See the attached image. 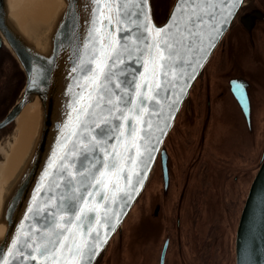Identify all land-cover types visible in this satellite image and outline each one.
<instances>
[{"label":"snow or ice","instance_id":"snow-or-ice-1","mask_svg":"<svg viewBox=\"0 0 264 264\" xmlns=\"http://www.w3.org/2000/svg\"><path fill=\"white\" fill-rule=\"evenodd\" d=\"M225 2L177 0L169 23L157 28L149 0H89L85 54L77 55L71 69L84 75V83H75L86 94H78L80 107L73 108L70 147L62 145L58 180L47 200L29 208L26 219L32 223L12 242L11 260L2 264H91L106 243L93 227L100 214L96 202L115 203L119 197L108 193L126 191L141 174L138 169L147 166L159 143L156 133H163L162 102L170 95L175 99L169 108L178 102L176 90L187 75L177 69L192 66L195 53L206 51L205 39L213 46L220 30L212 21ZM38 82L39 74L33 83ZM109 212L104 203L103 217Z\"/></svg>","mask_w":264,"mask_h":264},{"label":"water","instance_id":"water-1","mask_svg":"<svg viewBox=\"0 0 264 264\" xmlns=\"http://www.w3.org/2000/svg\"><path fill=\"white\" fill-rule=\"evenodd\" d=\"M59 2L60 5L55 6L53 14L42 16L37 22H29L25 25L12 17L7 0H0V49L4 48L10 52L25 76L22 95L0 121V131L12 125L24 106L34 97L40 100L43 124L36 142V150L29 159L26 172L0 207V225L6 227L0 232V264L3 259L11 260L8 252L12 249V242L22 229L27 230L29 223H32L26 219L29 208L36 200L41 202L47 200L50 185L58 180L56 175L58 156L63 154L62 145L68 142L66 138L73 130L77 115L73 112V108L80 107L77 103L78 94L81 92L86 94V90L78 88L75 83L76 81L84 83V75L73 74L71 69L78 62L77 55L83 57L85 54L82 43H87L88 40L87 33L90 26L87 21L91 16L89 0H59ZM244 2L245 0H226L225 3L218 5L220 12L212 23L217 24L220 35L212 42L213 46L208 47L205 39L203 47L206 51L195 53L192 66L184 65L182 69H177L185 71L187 75L180 81L176 90L179 95L178 102L169 108V103L175 99L174 95H170L168 100L162 102L164 117L160 118V128L163 129V133H156L159 143L155 144V151L148 160L147 166L138 169L141 174L133 176L132 186L126 191L116 192L113 189L108 193L110 197L113 194L119 197L115 203L110 200L96 202L100 214L93 227L99 228L101 239H106V243L100 244L91 264L98 262L114 237L121 231L147 187L159 157L165 159V142L183 105L189 99L197 79L237 18ZM176 3L177 0H174L166 20L157 24L149 0L151 20L157 28L169 23ZM38 74L39 82L34 84L33 81ZM180 87L183 88V92H180ZM238 95L241 107L248 112V99L246 100L240 92ZM247 120H249L248 114ZM68 143L70 147V142ZM125 184L126 179H122L120 188H125ZM104 203H107L110 209L108 218L103 217ZM234 244L235 264H264V154L244 201ZM12 264H19V261H12Z\"/></svg>","mask_w":264,"mask_h":264},{"label":"flooded vegetation","instance_id":"flooded-vegetation-1","mask_svg":"<svg viewBox=\"0 0 264 264\" xmlns=\"http://www.w3.org/2000/svg\"><path fill=\"white\" fill-rule=\"evenodd\" d=\"M170 2L151 0L157 24L166 20ZM242 48L248 56L252 55L250 63L262 67L264 72V0H245L210 60L211 63L212 60L225 63L223 74L226 77L216 79L215 73L212 75L209 72L211 64L208 63L207 71L202 72L206 73V79L201 77L202 74L197 79L165 142V159L159 157L156 162L149 183L154 180L159 193H149L148 183L141 195L149 196V211L145 216L148 226L142 231V242L144 239L149 241L151 234H157L158 229L164 233L156 242L155 264H169L171 260L174 264H220L213 255L223 253L221 246L211 239L212 230L205 236L201 234L200 223L205 221L208 224L203 218L204 213H210L211 221L219 218L220 206H224L226 222L235 221L239 202L244 197L243 181L254 171L249 172L248 167L253 162L251 156L257 157L258 149L255 146L251 156L249 152L241 151L235 159L229 154L218 156L208 140L210 125L216 118L230 114L223 110L225 104L231 106L234 117L243 120L248 132L252 133L255 128L254 118L260 117V114L264 118V81L259 80V88L255 87V83L241 70V60L237 55ZM229 59L232 63L228 67ZM238 92L248 99V112L241 107ZM255 100L259 101L261 111H256ZM188 106L190 109L186 110ZM169 206L171 208L167 211ZM208 225L212 229L215 226L213 223ZM148 229L150 232L144 237Z\"/></svg>","mask_w":264,"mask_h":264},{"label":"rangeland","instance_id":"rangeland-1","mask_svg":"<svg viewBox=\"0 0 264 264\" xmlns=\"http://www.w3.org/2000/svg\"><path fill=\"white\" fill-rule=\"evenodd\" d=\"M174 0H171L170 8ZM169 8V11H170ZM218 49V48H217ZM215 53V52H214ZM236 57V55H235ZM237 58L241 60V70L245 71L246 75L255 83V87L259 88V80L263 78L264 72H262V67L259 68L255 66L250 61H253L252 55L247 54L246 50L242 48L239 50ZM255 61V60H254ZM216 62V61H215ZM212 60L210 62L211 66L209 72L218 80L225 78L223 70L225 69V63H215ZM228 67L232 63L229 59ZM209 64V65H210ZM209 67V66H208ZM206 69V70H205ZM204 70L207 71L208 68ZM231 69V68H230ZM205 73V72H204ZM202 74V78L206 79V76ZM206 74V73H205ZM204 75V76H203ZM207 78L208 75H207ZM202 79V80H203ZM25 85V76L20 69L17 61L10 54V52L4 48L0 49V118L2 119L3 115L10 110V108L20 99L22 91ZM255 89V88H254ZM257 106L256 111H261V105L258 100H255ZM190 106L186 110H189ZM223 110L229 111L230 114L227 117H218L216 118L213 124L210 125V145L216 150L218 156L225 157L228 154L231 155L234 159L238 156L239 152H249V155L252 149H255L257 146L258 153L257 157H252V163L248 167L249 172L254 170L245 180L243 181L244 197L239 202L237 213L235 215V221L226 222L224 215V206H220L218 209L219 218L211 221L210 213L203 214V218L208 221V224L213 223L215 226L213 229L212 226L208 225L205 221L200 223V231L202 235H206L209 230H212L211 239L215 240L218 243V246H221L222 254L213 255L215 261H220V264H235V234L238 226V221L243 209L244 201L246 199L248 190L250 188L251 182L257 172V164L260 161L262 155L264 154V118L260 117L254 118V130L253 132H248L243 124L241 118L234 117L232 108L229 104L223 105ZM13 126L10 125L6 130L0 131V157L2 147L7 144L10 137L12 136L11 129ZM259 135V137H258ZM4 143V144H3ZM3 144V145H2ZM238 147V148H237ZM234 153H230V152ZM237 154V155H236ZM254 159V160H253ZM148 192L152 191L156 194L159 193V187L155 184L154 180L148 185ZM173 195L171 200L173 201ZM149 196H141L138 200L136 206L134 207L131 214L126 219L121 231L114 237L110 245L107 247L101 258L98 260V264H155L156 257L154 251L156 248V242L159 241L160 237L164 235L163 231L157 230V234L150 233L151 238L149 241L141 240L142 231H144L148 226L147 221V211ZM243 202V203H242ZM170 205V202H169ZM171 208L169 206L167 211ZM156 225V224H155ZM145 236L148 235L150 229L146 230ZM143 237V238H144ZM142 242V245H141ZM148 243V244H147ZM147 252V253H146ZM144 256V260L142 257ZM214 261V262H215ZM169 264H174L171 260Z\"/></svg>","mask_w":264,"mask_h":264},{"label":"bare ground","instance_id":"bare-ground-1","mask_svg":"<svg viewBox=\"0 0 264 264\" xmlns=\"http://www.w3.org/2000/svg\"><path fill=\"white\" fill-rule=\"evenodd\" d=\"M7 3L12 17L25 25L29 22H37L42 16L46 17L53 14L55 6L58 4L59 7L60 5L59 0H7ZM41 122V103L38 97H34L24 106L15 119L11 128L13 129L12 136L7 144L2 147L3 152H1L0 157V207L29 166V159L36 150V142L43 128ZM5 228V225L1 224L0 232H3Z\"/></svg>","mask_w":264,"mask_h":264}]
</instances>
